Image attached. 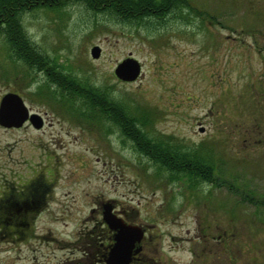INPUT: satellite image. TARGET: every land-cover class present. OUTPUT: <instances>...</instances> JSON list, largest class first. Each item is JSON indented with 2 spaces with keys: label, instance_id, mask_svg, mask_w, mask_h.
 Returning <instances> with one entry per match:
<instances>
[{
  "label": "rangeland",
  "instance_id": "374dc122",
  "mask_svg": "<svg viewBox=\"0 0 264 264\" xmlns=\"http://www.w3.org/2000/svg\"><path fill=\"white\" fill-rule=\"evenodd\" d=\"M188 3L183 16L151 29L82 1L25 13L24 28L45 53L111 91L131 107V115L148 111L152 134H170L200 154L204 146L219 176L216 186L170 179L153 173L112 126V134L97 126L91 132L73 127L75 140L55 124L37 133L59 155L49 208L76 217L88 214L98 199L115 198L139 209L141 220L152 226L158 254L173 264L189 261L191 238L203 230L222 234L219 264H264V0ZM94 45L102 49L98 58L91 55ZM6 50L0 44V57ZM129 55L141 62L142 75L125 82L114 69ZM51 133L61 134L57 142ZM29 136L34 137L26 130L0 129V144Z\"/></svg>",
  "mask_w": 264,
  "mask_h": 264
},
{
  "label": "flooded vegetation",
  "instance_id": "af4514ba",
  "mask_svg": "<svg viewBox=\"0 0 264 264\" xmlns=\"http://www.w3.org/2000/svg\"><path fill=\"white\" fill-rule=\"evenodd\" d=\"M37 5L17 8L20 15L19 24L23 29L25 13L44 7ZM45 8L57 9L55 6ZM6 25L5 18H0V44L8 51L0 57V108L4 96L15 93L22 97L27 109L20 125L8 126L0 122V129L8 134L26 130L34 137H10L4 145L0 144V264H115L110 260L117 243L120 224L142 229V236L134 243L127 264H173V259L158 254L152 226L141 220L140 211L136 206L115 198H102L93 203L85 215L66 216L65 210L61 209V214L53 213L49 203L54 198V168L59 155L55 148L47 147L46 141L37 133L44 134L47 128H55V124H58L61 131L73 135L77 140L78 136L73 133V127L79 126L83 128L82 131L86 132L87 129L91 132V128L97 126L103 133L112 134V126L114 131L129 142L132 149L148 160L153 173L170 174L174 171L169 166L149 160L147 155L140 152L141 146L138 142L153 143L152 145L160 143L159 147L165 149L164 153L171 158L175 152H181L187 158L189 148L183 142H175L170 134H152L147 129L148 125L142 128L144 135L143 140H140L126 135L121 125L118 126L114 120L107 117L108 115L102 119L83 118L77 111V108L83 105L77 103H42L46 100L42 93L45 87L50 84L55 88L59 86L54 79L57 75L61 72L69 75L75 73L69 69L72 68L71 65L67 66L59 61V57L45 53L37 43L31 47L32 55H29L27 48V54H16V50L11 49L13 40L7 39L4 30ZM71 84V81L65 80L63 86ZM104 107L109 106L103 105ZM46 108L51 109L53 113H49ZM54 115L59 119L55 120ZM133 116L139 118L140 115L136 112ZM201 131L205 132L204 129ZM59 136L61 134L57 136L56 133H51V140L57 142L56 137ZM31 150L32 155L29 156L27 151L30 153ZM200 150L201 155L206 151L204 146L200 147ZM207 152L208 150L204 156ZM214 166L216 174L215 162ZM217 178L219 176H215L214 182H206L216 186ZM106 210L111 212L115 223L108 221ZM62 222L64 227H68L67 224L70 223L71 229L55 230V225ZM191 239L193 245L189 251L192 257L184 264H211L212 260L214 264H219L221 232L210 235L207 230H203Z\"/></svg>",
  "mask_w": 264,
  "mask_h": 264
},
{
  "label": "trees",
  "instance_id": "16d2710c",
  "mask_svg": "<svg viewBox=\"0 0 264 264\" xmlns=\"http://www.w3.org/2000/svg\"><path fill=\"white\" fill-rule=\"evenodd\" d=\"M74 1H82L93 10L107 12L121 22L135 26H145L150 29L164 23L169 17L183 16L185 8L189 5V0H0V18H5L7 25L4 30L7 39L14 42L11 49L16 50L15 52L18 55L27 54L28 49L29 55H32L31 47L36 43L27 34L26 29L20 26L18 18L20 15L17 8H25L27 5H37V3V7L55 6L58 8L64 3ZM54 79L59 86L57 85L58 87L55 88L51 84L47 85L42 92L47 101L83 105L79 106L77 111L79 115L86 119L95 118L97 114L101 118L108 115L107 117L114 120L118 126L121 125L126 135L143 140L144 131L142 128L150 122L148 111L140 109L142 112H139V118L129 115L130 107H127L125 102L111 91L93 85L88 78H82L78 74L69 75L61 72ZM65 80L71 81L72 84L64 87ZM103 105L109 107L103 108ZM90 112L91 114H88ZM140 143L138 142L141 146L140 152L145 156L147 155L148 159L150 158L149 160L173 169L174 172L169 174L170 179L187 177L194 186L206 181H215L217 172L215 174L214 162L211 158L201 155L197 150L189 149L187 158L181 152H175L171 158L170 155L164 153L165 149L159 147L160 143L154 145L144 141L142 144ZM247 197L244 196L243 198L247 199ZM249 199L251 201L255 200L253 197H249ZM262 201L264 202V200Z\"/></svg>",
  "mask_w": 264,
  "mask_h": 264
},
{
  "label": "water",
  "instance_id": "95a60500",
  "mask_svg": "<svg viewBox=\"0 0 264 264\" xmlns=\"http://www.w3.org/2000/svg\"><path fill=\"white\" fill-rule=\"evenodd\" d=\"M101 53V46L94 45L91 48V55L93 58L100 57ZM114 74L122 81H135L142 75V64L137 58L129 55L117 63L114 69ZM26 109L27 107L20 95L15 93L6 94L1 103L0 122L8 126L20 125L25 117L24 112ZM203 129L204 127L201 128V130ZM105 216L109 222H116L112 217L111 212L106 210ZM119 228L117 243L113 248L110 262L115 264L125 262V264H127L134 243L142 236V229L138 226L126 227L124 224H120ZM123 258H125V260Z\"/></svg>",
  "mask_w": 264,
  "mask_h": 264
}]
</instances>
